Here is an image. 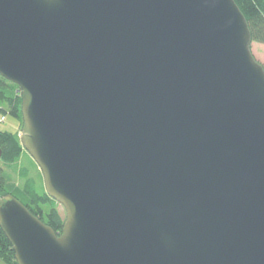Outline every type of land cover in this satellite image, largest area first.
I'll return each mask as SVG.
<instances>
[{
  "label": "water",
  "instance_id": "1",
  "mask_svg": "<svg viewBox=\"0 0 264 264\" xmlns=\"http://www.w3.org/2000/svg\"><path fill=\"white\" fill-rule=\"evenodd\" d=\"M251 44L234 0H0L20 142L65 211L57 235L0 199L17 264H264Z\"/></svg>",
  "mask_w": 264,
  "mask_h": 264
},
{
  "label": "trees",
  "instance_id": "2",
  "mask_svg": "<svg viewBox=\"0 0 264 264\" xmlns=\"http://www.w3.org/2000/svg\"><path fill=\"white\" fill-rule=\"evenodd\" d=\"M246 19L252 42L264 45V0H234ZM0 113L7 114L13 119L20 120L21 96L18 87L0 77ZM0 162L5 167L16 164L22 157L23 147L15 133L0 130ZM3 166V167H4ZM0 167V199L11 195L24 205L29 212L46 226L60 235L64 219L56 209L55 201L39 191L38 179L30 175L36 171L35 165L19 170L18 183ZM0 263L17 264L13 248L0 229Z\"/></svg>",
  "mask_w": 264,
  "mask_h": 264
},
{
  "label": "rangeland",
  "instance_id": "3",
  "mask_svg": "<svg viewBox=\"0 0 264 264\" xmlns=\"http://www.w3.org/2000/svg\"><path fill=\"white\" fill-rule=\"evenodd\" d=\"M251 53H252L254 59L260 65H262L264 68V45L252 42ZM22 128H23V122L21 123L20 120L13 119L11 116H9L7 114L3 115L0 113V130L1 131H7V132L15 133V136H17L18 140H20ZM34 165L36 167V171L34 173L32 172L30 175L37 177L38 185H39V187H38L39 191L45 192L41 172L26 150H23V154H22L21 159L16 164H14L10 167H5L0 162V167L4 166L3 168H4L5 173H7V175L9 177H12V179L14 181H16L17 183H18V181H20L19 180V170L22 167L30 168L31 166L33 167ZM32 167H31V169H32ZM55 206H56L57 211L61 215V217L65 220V211H64L63 207L60 206L58 203H56Z\"/></svg>",
  "mask_w": 264,
  "mask_h": 264
}]
</instances>
